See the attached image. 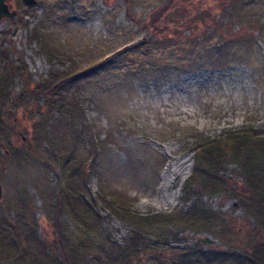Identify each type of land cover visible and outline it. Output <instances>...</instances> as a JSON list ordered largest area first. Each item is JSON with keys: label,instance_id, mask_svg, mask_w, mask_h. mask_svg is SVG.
Listing matches in <instances>:
<instances>
[{"label": "rangeland", "instance_id": "374dc122", "mask_svg": "<svg viewBox=\"0 0 264 264\" xmlns=\"http://www.w3.org/2000/svg\"><path fill=\"white\" fill-rule=\"evenodd\" d=\"M34 1L0 17V233L32 264H264V163L197 167L189 147L264 135V0ZM59 72L47 107L23 90Z\"/></svg>", "mask_w": 264, "mask_h": 264}, {"label": "trees", "instance_id": "16d2710c", "mask_svg": "<svg viewBox=\"0 0 264 264\" xmlns=\"http://www.w3.org/2000/svg\"><path fill=\"white\" fill-rule=\"evenodd\" d=\"M200 14H204V12H200ZM197 16H191L190 20L196 19ZM189 20V19H188ZM48 45V41L46 42ZM144 45V44H143ZM45 48V47H44ZM46 49V48H45ZM103 60V59H102ZM101 60V61H102ZM104 61V60H103ZM96 64V63H94ZM93 65V64H91ZM79 70H74L73 72H70L71 74L69 76H73L76 72ZM60 75L56 76L53 82L49 83L45 87L30 86L32 84L31 80L26 79L25 80V74H23V90H25L26 93H33L34 97L36 99L38 98H45V104L41 105L40 107H47L50 102H52L53 98L57 95L60 87L69 80L67 76L64 75V73H58ZM6 76H3V74H0V90L4 93L5 87L2 85V81H4ZM58 83H60L58 85ZM21 90V92L18 93V96H23L24 92ZM6 112L9 113V104L6 103ZM27 111L28 113L34 112V106L32 104H24L22 107L21 113ZM1 118V116H0ZM4 124L0 123V127H2ZM29 147V146H28ZM96 147L98 145L93 146V150H96ZM189 147H191L194 151V158H193V166L196 164L197 167H200L203 162L208 167L216 166L218 168L223 169V166L225 165L226 161H233L234 163L238 164L242 167V176L251 177L252 172L255 169V166L259 163H264V135L262 133H255L254 129L247 125L245 127H241L238 130H226L225 132L219 134L218 136L213 137H206L204 135H199L195 137V141L193 144H191ZM6 155L9 157H15L20 152H11L10 150L5 149ZM9 153V154H8ZM5 154V153H4ZM70 162L74 161L71 158V155H68ZM59 159V158H58ZM61 160V159H59ZM209 176V174H208ZM226 190L228 192L234 191L230 187H226ZM241 190H238V193L236 194L240 199H245V190L243 193H239ZM235 195V194H234ZM107 201L112 203L113 205L117 207H125L122 205L121 202V196L118 194V192H111L108 194ZM259 200L263 201L262 205L264 206V192L260 194V197H258ZM250 200H248L249 203ZM250 204V203H249ZM86 216L90 217V212L87 208H85ZM204 216L206 217H216L218 216L216 213L212 211H203ZM264 214V213H262ZM162 217H168V214H159ZM190 220H192L189 216H187ZM184 219V217L180 218ZM8 220L4 221L3 226L5 224L8 225ZM264 225V221H263ZM2 225H0V228H3ZM14 230V229H12ZM18 232H14L13 234L7 233L1 231L0 233V264H32V256L30 251L26 248V244H24V239L20 237V241L18 239ZM14 245L15 249H12V246ZM135 245L134 239L130 241V248H132ZM230 253V251H229ZM247 255V260L241 262V264H261L260 259L255 257H250L249 253ZM215 264V263H213ZM235 264V263H233ZM240 264V263H239Z\"/></svg>", "mask_w": 264, "mask_h": 264}, {"label": "water", "instance_id": "95a60500", "mask_svg": "<svg viewBox=\"0 0 264 264\" xmlns=\"http://www.w3.org/2000/svg\"><path fill=\"white\" fill-rule=\"evenodd\" d=\"M24 2L29 4V5H32L35 3L34 0H24ZM3 15L11 16L12 14L7 11L6 5L3 2V0H0V17ZM1 195H2V188H1V184H0V198H1ZM200 241L205 242V243H213V240L208 238V237L201 238Z\"/></svg>", "mask_w": 264, "mask_h": 264}, {"label": "flooded vegetation", "instance_id": "af4514ba", "mask_svg": "<svg viewBox=\"0 0 264 264\" xmlns=\"http://www.w3.org/2000/svg\"><path fill=\"white\" fill-rule=\"evenodd\" d=\"M195 6H199V5L197 4V2H195ZM201 12H203V11H201Z\"/></svg>", "mask_w": 264, "mask_h": 264}]
</instances>
